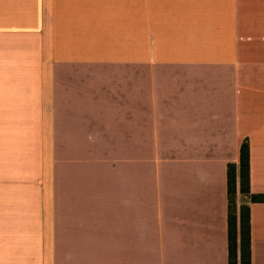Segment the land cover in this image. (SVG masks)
<instances>
[{
	"label": "crops",
	"instance_id": "obj_1",
	"mask_svg": "<svg viewBox=\"0 0 264 264\" xmlns=\"http://www.w3.org/2000/svg\"><path fill=\"white\" fill-rule=\"evenodd\" d=\"M244 140L264 193V0H0V264H229Z\"/></svg>",
	"mask_w": 264,
	"mask_h": 264
},
{
	"label": "trees",
	"instance_id": "obj_2",
	"mask_svg": "<svg viewBox=\"0 0 264 264\" xmlns=\"http://www.w3.org/2000/svg\"><path fill=\"white\" fill-rule=\"evenodd\" d=\"M228 189V248L229 264H252V202H264V193L252 192L250 187V149L247 140L240 148L238 163H229L227 169ZM240 192L248 202L238 205Z\"/></svg>",
	"mask_w": 264,
	"mask_h": 264
}]
</instances>
